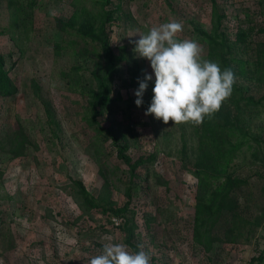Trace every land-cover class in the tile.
I'll return each instance as SVG.
<instances>
[{"label": "rangeland", "instance_id": "obj_1", "mask_svg": "<svg viewBox=\"0 0 264 264\" xmlns=\"http://www.w3.org/2000/svg\"><path fill=\"white\" fill-rule=\"evenodd\" d=\"M172 20L236 69L211 168L201 124L145 115L135 42ZM0 53L17 89L0 95V264H88L106 236L134 252L126 224L150 264H264V0H0Z\"/></svg>", "mask_w": 264, "mask_h": 264}, {"label": "clouds", "instance_id": "obj_2", "mask_svg": "<svg viewBox=\"0 0 264 264\" xmlns=\"http://www.w3.org/2000/svg\"><path fill=\"white\" fill-rule=\"evenodd\" d=\"M183 31L180 21L172 20L139 33L134 51L139 58L150 61L155 75L153 97L145 115H154L165 124L191 122L203 123L218 112L222 103L232 95L235 74L230 68L221 69L216 62L203 59V48L191 39H178ZM152 75L146 74L135 91L137 107L142 106L143 96ZM102 253L92 256L88 264H150V256L142 245L137 252L125 243L112 242L104 237Z\"/></svg>", "mask_w": 264, "mask_h": 264}, {"label": "trees", "instance_id": "obj_3", "mask_svg": "<svg viewBox=\"0 0 264 264\" xmlns=\"http://www.w3.org/2000/svg\"><path fill=\"white\" fill-rule=\"evenodd\" d=\"M104 38H102V48L105 51V53L108 55L109 59H112L113 55H112V50H111V46L110 43L107 40V37L104 35ZM224 64L226 65L227 68H230L234 74H236V69L234 66H232L230 64V62H228L227 60H224ZM114 71L111 69L108 71V77H106V82L104 83H100L98 85V91L96 92L95 96V101H96V105H99L101 107H103L107 102H108V95H109V91H110V87L109 85L111 84L112 80H113V76H114ZM237 86L235 83L233 85V88ZM16 87L15 84L13 82V80L11 79V77L9 76V72L6 69V60L5 57L3 56L2 53H0V95L1 96H9L12 95L16 92ZM240 98V97H239ZM252 99V98H251ZM235 105V109H233V112L236 113L237 115H239V99L234 103ZM233 105V106H234ZM228 111L223 110V108L221 107V109L216 112L211 118L205 117L202 125L201 129H198V133H199V137H200V154H201V164L203 167H209L211 168V163L205 161V158H209L211 159V157L209 155L205 154L204 148H202V143L204 144H214L218 143V137H216L217 135V127L218 126H225L226 129H228V131H233L234 126L232 125V119L233 114L232 112L229 110ZM237 115H235V117H237ZM219 148L218 146L215 148V153L216 156L219 155ZM128 205H129V201H127L123 206L118 207V208H111L110 211L116 215V216H122L123 214H125L128 211ZM127 225V224H126ZM125 225V230L127 231V238L126 241L127 243H129L134 252L139 251L140 249L137 247V245L132 242V238L134 236V227H128ZM262 260V255H259L257 257H253L251 260V264H254V262H258Z\"/></svg>", "mask_w": 264, "mask_h": 264}]
</instances>
